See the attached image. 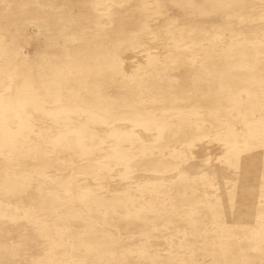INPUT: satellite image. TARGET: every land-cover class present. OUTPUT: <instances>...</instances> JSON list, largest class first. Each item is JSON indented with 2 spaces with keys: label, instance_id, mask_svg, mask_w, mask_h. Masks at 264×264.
<instances>
[{
  "label": "rangeland",
  "instance_id": "374dc122",
  "mask_svg": "<svg viewBox=\"0 0 264 264\" xmlns=\"http://www.w3.org/2000/svg\"><path fill=\"white\" fill-rule=\"evenodd\" d=\"M68 8L71 14L78 12L73 2ZM138 8L143 22L131 28L130 37L141 29L147 44L142 49L118 48L112 56L100 48L110 40L111 33L76 34L82 21L88 26L96 23L91 0L84 1L83 10L78 12L80 20L58 15L48 24L28 19L20 27L17 22L14 24H20L17 27L21 29V39L16 40L0 30V111L14 117L9 109L18 105L40 110L19 120V126L0 131V165L8 166L2 171L12 173L4 185L0 184V264H264V241L239 235L243 230L233 226H227L226 236L212 234L206 226L219 218L215 211L218 207L230 211L223 213L224 224L242 221L237 198L247 201V193L264 197V188L245 192L240 187L251 183L255 172L240 171L235 178L222 174L233 166L264 172V78L254 75L255 61L264 54V48L256 38L255 25L228 19L215 10L209 16L210 22L189 34L188 26L178 19L161 23L167 7L159 0H139ZM110 26L113 25L106 27ZM186 40V46H181ZM170 41L176 43L173 62L155 64L151 58L152 62L137 66L130 79L122 78L119 72L125 70L126 61H135L134 53L152 48L161 51ZM51 71L57 75L59 85L46 80ZM38 76H45L46 81L40 87L20 85L24 79L28 82ZM244 90L249 94L246 99L241 97ZM48 98L56 101L50 103ZM70 107L75 110L69 111ZM37 114L48 123L62 120L66 126L78 127L61 130L53 139L46 138L50 146L31 141L37 151L31 155L30 149L22 146L29 141L28 135L46 137L44 127L37 125ZM130 121L142 124L146 132H157L155 140L127 129L125 125ZM84 122L103 125L101 139L120 141L117 153L95 143L104 168L109 169V178L115 177L113 170L125 165V175L120 177L124 184L132 172L142 167L174 172L176 176L170 180L140 181L134 191L154 190L167 197L171 207L192 206L191 217L158 209L152 194H128L123 188L112 190L113 195L101 205L95 204L96 189L91 185L80 189L86 178L84 166L67 159L71 154H85V136L80 127ZM239 123L260 129L252 137L241 135L236 130ZM241 129L247 131L246 127ZM209 134L213 141L224 145L218 163L213 164L214 154L208 149L200 160L209 169L201 173L182 171L181 162L196 157L188 155L186 148H194V142ZM240 139L247 143L241 144ZM256 151L259 159L251 160ZM242 158L243 164L238 163ZM160 163L166 165L164 169H159ZM21 171L24 174L19 177ZM196 181L211 184L223 194L192 187ZM46 184L55 188L49 189ZM59 189L77 195L61 198ZM51 199L54 204L48 202ZM11 205L30 215H34L33 210L41 211L38 215L44 228L54 226L58 232L65 230L66 236L57 233L52 241L35 219H11L7 215ZM236 206L238 209L231 211ZM250 211L264 213V202L254 203ZM87 226H91L92 234H77ZM176 229L181 243L175 236ZM260 238L264 239V234L260 233ZM88 243H92L91 248ZM180 248L185 249L183 254L178 252Z\"/></svg>",
  "mask_w": 264,
  "mask_h": 264
},
{
  "label": "bare ground",
  "instance_id": "6f19581e",
  "mask_svg": "<svg viewBox=\"0 0 264 264\" xmlns=\"http://www.w3.org/2000/svg\"><path fill=\"white\" fill-rule=\"evenodd\" d=\"M84 1L85 0H0V24H3L0 26V30H3V32L16 40L21 39L20 27H23L25 21L28 19H35L38 22L44 24H48L51 19L54 20V17L58 15L74 21H76L77 19L80 20L81 18L78 15V12L80 10H83L82 7L84 5ZM126 1L127 3L122 5L117 0H91L93 18L96 20V23L94 25L92 24V26H88L84 21H82L80 25H78V28L75 29L76 34H87L92 36L100 33H102L101 35H103L104 33H111V41L109 40L104 45L101 44L102 46L100 47L107 56L114 55L115 51L118 48H126L130 46V49H132L135 46H140V48L142 49L147 44V41L145 39L142 40L144 33L143 30L139 29L135 36L133 35L132 37H130L131 28L140 25L143 22L140 16L141 13L138 8L139 0ZM159 1L167 7V14L161 16V23L167 24L170 21L178 19L179 22L188 26L187 31L189 32V34H192L194 32H197V28H199V25L208 23V21L210 22L209 16H212V12H214L215 10H219L221 14L226 16L228 19L236 20L238 22L247 21L253 23L257 30L256 38H258L260 44L264 48V0H204L205 2L202 4H198L194 0ZM72 2L78 9V12L76 14H71L70 9L68 8ZM214 2L217 3L215 4ZM46 9H49V11L46 12ZM96 12L99 15L96 14ZM84 17H87V14L86 16L84 14ZM181 18L184 21H182ZM17 22H20L21 25L14 24ZM107 24L113 26L106 27ZM19 25L20 27H17ZM211 25L215 26L213 22H211ZM117 42H119V44L116 46ZM186 42H188V40L180 43V45L186 46ZM163 51H166L165 54L161 53ZM175 51L176 43L174 41H170L169 44L161 47V51L158 48H152L150 49V51H137L136 53H134L136 55L135 61L129 62V60L127 59L128 61H126L125 70L120 71L119 73H121L123 79H130L129 76L136 73L137 66H141L146 62H152L151 58L154 59L155 64L163 63V65H165V62L169 60L173 62L175 58ZM196 60L199 65L200 59L197 57ZM254 70V75L264 78V54L255 61ZM56 76L57 75L55 74V72L51 71L46 76L48 77L46 78V80L51 81L53 84L59 85V83L56 82ZM44 77L38 76V78L29 79L28 82L24 79L23 82H20V85L29 84L32 87H40L46 82ZM6 81L9 82L8 79ZM247 96L249 97V94L245 90L241 92V97L246 99ZM234 99L236 100L238 99V97L236 96ZM47 101L51 103L52 101L56 100L53 98H48ZM9 110L15 113L14 117H8L5 113V110L0 111L1 132L2 128L4 127H7L8 130H11L12 128L19 126V120L30 118L32 116L31 113L40 112L39 109L34 108V110H30L29 108H25V106L22 105H18L16 108ZM46 110H49V112L55 115L60 114L59 112H54L50 109H44V111ZM68 110H75V108L70 107L68 108ZM37 115H39L38 117L40 118L37 121V125L44 127L46 137H40L39 134L34 133L28 135L29 141L23 142L22 146L29 148L31 155L37 152L35 148L31 146V141L41 143L42 146H50V144L45 141L46 138L53 139L58 136L59 131L61 130L78 127L77 124L66 126L62 120H57L54 123H48L44 120L41 114ZM102 126L103 125L101 124H99L98 126H94L87 122H84L80 127L83 130V134L85 136V140L82 142V145L85 147V154H82L80 157H76L74 154H71L67 158L70 159V161L75 165H78L80 163V165L84 166L82 171L84 172L86 178L84 185L80 186V189L83 191L89 185L96 189V192L94 193L97 199L96 201H94V203L97 205H101L106 199L110 198V196L113 195L112 190L116 188H123V190L128 194L134 193L144 196H146L147 194H152L154 196L153 201L157 205L158 209L173 210L174 212L179 213L181 216L189 215L191 217L193 213L192 206L176 204L175 206L171 207L168 203L167 197H164L154 190H147V188H145L144 190L147 192L139 193L134 191V187L140 181H144L146 179L155 181L159 178L165 181L170 180L176 176V173L174 172L168 173L154 170L150 171L147 170L148 167H142L132 172L128 179V182L124 184L123 181H121L120 177L125 175V165V167L123 166L117 168L116 170H113V173L115 175L114 178L108 177L107 171L109 169L104 168L102 162L103 156L96 151L95 143L98 141V144L106 147L110 153H117L118 147L120 146V141L116 138L101 139V136L104 134ZM125 127L129 130L131 129L134 133L139 134L144 139L155 140V138L157 137V132H155L154 134L146 132L142 124H137L130 121L126 123ZM236 127V130L240 132L241 135L248 134L251 137L253 136L255 130L260 129V126L249 124L247 126H244L243 123L237 124ZM242 127H246L247 131H242ZM214 132H217L216 129H214ZM109 134H111V132H109ZM239 141L241 144L247 143V141L242 139H240ZM256 144L257 143H255V145ZM194 146L196 147H194L195 149L186 148V150L188 155H196V157L188 160H183L181 162L182 171L201 173L209 169V166H207L200 160L206 150L209 149L214 154L213 164L218 163L217 157L224 151V145L222 143L213 141L210 134L207 135V138L194 142ZM256 148L261 149L259 145H256ZM258 155L259 151H256V154L251 157V160L259 159ZM243 159L244 158L238 160V163L243 164ZM62 160L65 161V159ZM165 166L163 165V163H160L159 169H164ZM6 167L8 166L0 165V184L2 185H4V181L6 180V178L9 175H12L10 171H2V169ZM222 168L226 169L225 166ZM211 171L212 170H210L209 172ZM223 171L224 172H222V174L227 178H235L236 174H239L240 171L255 172L252 182L247 185H240V187L243 188L245 192H254L259 187L264 188V172L261 169H254L252 171H249L246 168L233 166L230 170ZM37 172L41 173L39 171ZM23 174L24 172L21 171L19 173V177H21ZM13 175H17V173H13ZM46 187L49 189L55 188L54 186H50L48 184H46ZM192 187L207 191L209 193L215 192L218 196L223 194L221 189L205 182L196 181L195 184L192 185ZM185 188L187 190L186 186L183 187L184 190ZM57 194L60 195L61 198L66 197V195H70V197L73 198V196L77 195V193H75L74 191H61V189H59V192H57ZM247 194L249 196V199L247 201H243L241 198H237V201L239 202L238 204L241 205L239 208H241L242 221L229 220L227 224H224V222L221 221V218L224 216L223 213H230V211L220 206L215 209V211L219 213V218L206 224L209 232H211L212 234H218L220 236H226L229 234L227 226H233L243 230L242 234L236 233L237 235L239 234L250 236L255 240V242L264 241L263 238H260V233L264 234V213L250 211V206L257 202L263 203L264 197L254 196L251 193ZM6 197L9 198V195ZM48 202H50V204L55 203L53 199L49 200ZM135 205L139 206L140 204L136 203ZM67 206H71L69 205V201ZM2 207L3 206L0 205V208ZM237 207L238 206H236V208L231 211L235 212L238 209ZM74 209L78 212L82 211V208L80 207H74ZM103 211L106 210H100V212ZM7 212V215L14 220L35 219L37 223H40V227L44 230V234L50 237V239L52 238V241L56 237L57 233H60V236L62 237L66 236L65 230L58 232L54 226L47 229L46 227L44 228L38 215L41 211L37 213V211L33 210L31 211V213H34V215H30L25 209L17 207L16 205L15 207H12L11 205L7 208ZM189 221L191 223L193 222L190 219ZM92 233L93 231L91 230V226L85 227V230H82V232L77 231L78 235H90ZM179 234L180 233L178 229H176L175 236L178 243H181V239L178 237ZM88 244L91 248L92 243ZM184 251V248H180L178 252L183 254ZM162 257L166 258V255L163 254ZM182 259L186 260V257H182Z\"/></svg>",
  "mask_w": 264,
  "mask_h": 264
}]
</instances>
